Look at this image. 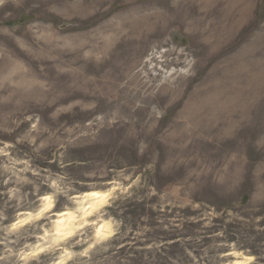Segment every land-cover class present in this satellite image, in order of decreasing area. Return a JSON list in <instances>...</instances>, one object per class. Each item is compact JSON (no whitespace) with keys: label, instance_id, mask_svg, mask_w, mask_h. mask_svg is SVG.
Wrapping results in <instances>:
<instances>
[{"label":"rangeland","instance_id":"1","mask_svg":"<svg viewBox=\"0 0 264 264\" xmlns=\"http://www.w3.org/2000/svg\"><path fill=\"white\" fill-rule=\"evenodd\" d=\"M0 264H264V0H0Z\"/></svg>","mask_w":264,"mask_h":264},{"label":"bare ground","instance_id":"2","mask_svg":"<svg viewBox=\"0 0 264 264\" xmlns=\"http://www.w3.org/2000/svg\"><path fill=\"white\" fill-rule=\"evenodd\" d=\"M91 194L92 195H91V198L90 199H91V201L93 200L94 202L96 200L103 199V196H104L103 194H100L99 192H92ZM86 197H87V195L84 197V199H86ZM87 209H89V208H87ZM62 222H63V220L60 221V224L61 225H59V227L64 226V224H62Z\"/></svg>","mask_w":264,"mask_h":264}]
</instances>
